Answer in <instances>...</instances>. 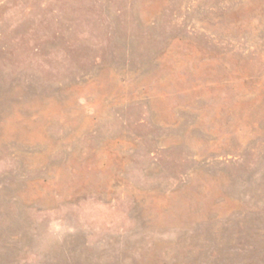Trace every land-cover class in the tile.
I'll return each mask as SVG.
<instances>
[{
	"label": "rangeland",
	"instance_id": "1",
	"mask_svg": "<svg viewBox=\"0 0 264 264\" xmlns=\"http://www.w3.org/2000/svg\"><path fill=\"white\" fill-rule=\"evenodd\" d=\"M0 264H264V0H0Z\"/></svg>",
	"mask_w": 264,
	"mask_h": 264
}]
</instances>
